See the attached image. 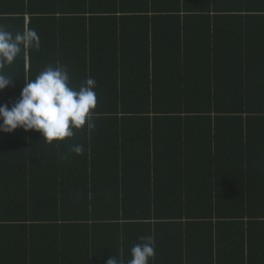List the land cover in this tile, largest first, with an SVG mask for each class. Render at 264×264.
Returning a JSON list of instances; mask_svg holds the SVG:
<instances>
[{
	"label": "trees",
	"instance_id": "trees-1",
	"mask_svg": "<svg viewBox=\"0 0 264 264\" xmlns=\"http://www.w3.org/2000/svg\"><path fill=\"white\" fill-rule=\"evenodd\" d=\"M0 264H264V0H0Z\"/></svg>",
	"mask_w": 264,
	"mask_h": 264
}]
</instances>
